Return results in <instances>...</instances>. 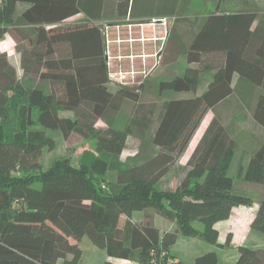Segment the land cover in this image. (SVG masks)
Here are the masks:
<instances>
[{
    "label": "trees",
    "instance_id": "trees-1",
    "mask_svg": "<svg viewBox=\"0 0 264 264\" xmlns=\"http://www.w3.org/2000/svg\"><path fill=\"white\" fill-rule=\"evenodd\" d=\"M75 12L76 0H0V40L9 34L20 58L18 71L0 50V264H80L83 237L108 258L138 264H183L171 252L178 233L220 247L215 224L233 207L254 201L227 174L235 143L224 126L228 115L215 112L233 104L237 73L259 89L251 117L257 133L264 131V33L253 26L257 13L216 9L199 26L175 19L194 32L188 45L164 44L159 63L183 54L187 66L157 85L160 93L192 96L161 100L139 86L111 87L104 32L95 25L63 32L58 26ZM207 70L214 72L211 81L197 95L198 76ZM127 102L125 123L113 126L110 117ZM209 110L214 116L180 164ZM98 120L104 129L95 126ZM46 130L93 139L95 150L78 165L59 157L43 169V151L56 145ZM130 135L140 145L121 159ZM243 180L264 185V145L250 157ZM147 208L174 221L175 230L131 219ZM251 228L264 239V197ZM236 251L232 264H264V247L239 245ZM192 264H218L216 249Z\"/></svg>",
    "mask_w": 264,
    "mask_h": 264
},
{
    "label": "crops",
    "instance_id": "crops-1",
    "mask_svg": "<svg viewBox=\"0 0 264 264\" xmlns=\"http://www.w3.org/2000/svg\"><path fill=\"white\" fill-rule=\"evenodd\" d=\"M186 2L189 3V6H185ZM234 3L230 9L227 8V0H102L101 5H99V0H76L75 14L59 22L58 26L63 32L76 25H95L104 32L107 66L113 87L121 84L139 86L143 88L144 94L149 92L154 96L158 95L161 100L177 99L192 96V93L176 92V96L162 97L155 82L163 70H168L166 76L174 74V63L165 64L166 67H162V64L159 63L164 44L173 39L182 46L188 45L194 32H191V29L183 24H176L175 19L181 17L180 19L195 20L199 26L202 20L216 9L218 12L253 11L258 15L253 26L258 24L264 33V0H245L242 3L234 0ZM161 4L165 5L166 11H158ZM162 17L168 19V29L166 28V30L158 22H151L153 18ZM1 42H3V46H0V50L6 52L10 62L20 71V58L15 49L14 39L9 34H5L0 40V44ZM213 73V71L207 70L199 74L197 95L205 91ZM149 74L150 76H148ZM250 83L251 81L242 79L237 73H234L231 81L232 86L236 88L231 98L233 104L229 107L220 106L215 112L219 118L228 115L224 126L235 143V150L227 167V174L232 177L231 168L234 164H238L239 166L235 168L234 172L238 175L242 169L240 177L242 181L250 157L264 145V131L260 129V133H257L258 125L251 117V110L259 89L251 86ZM213 116L214 111L209 110L191 139L180 164H186ZM230 122L235 124V128L240 131V136L244 137V147H241L237 142L236 135L231 133L232 130L227 129ZM236 188L240 192L251 195L254 198L253 204L252 206L233 207L227 219L215 224L218 231L219 222L230 220L233 216L234 221H243L249 229L257 211L259 199L264 197L263 184L244 181L242 188L238 186ZM252 230L260 239L261 245L258 246V249H262L264 247L262 234ZM220 236L219 231L218 240ZM206 246L204 249L207 248ZM210 246L207 250L216 249L214 246ZM245 246L253 248L250 245ZM104 256V259L117 264L130 262V260L108 258L105 253ZM234 257H237V253ZM175 260H178L176 256Z\"/></svg>",
    "mask_w": 264,
    "mask_h": 264
},
{
    "label": "rangeland",
    "instance_id": "rangeland-1",
    "mask_svg": "<svg viewBox=\"0 0 264 264\" xmlns=\"http://www.w3.org/2000/svg\"><path fill=\"white\" fill-rule=\"evenodd\" d=\"M241 3L245 0H237ZM234 0H227V8H230L234 5ZM185 6H189V3H185ZM158 11H166L165 5L161 4V8ZM172 21V20H170ZM168 29V27H167ZM0 46H3V42H1ZM107 57V56H106ZM107 60V58H106ZM174 74L170 76H166L168 70H163L162 74L155 79L156 87L158 89V83L160 81H164L169 79L171 76L175 75H182L184 69L187 66L185 57L183 54L178 56L177 60L174 62ZM169 64V63H168ZM162 67H166L162 64ZM158 71V70H157ZM177 73V74H175ZM150 76V74L148 75ZM111 87H113L111 85ZM114 90V88H111ZM159 91V89H158ZM175 91L172 90H163L161 93L162 97L167 96H176ZM129 102L125 103L124 106L120 111H118L115 115L111 116L110 119L113 123V126L121 128L123 123H125L127 119V114L129 112ZM95 126L104 129L106 127V123L103 120H98L95 123ZM227 129L231 131L232 134L236 135V140L240 144L241 147L245 145L244 137L240 136V131L235 128V124L230 122L227 125ZM46 134L55 138V148L53 150H44L40 159L41 168H46L52 160L59 157H67L69 160L72 161L73 164L78 165L82 159L86 156V152L93 153L95 150V140L93 139H85L83 136L73 133L67 138H63L60 136V132L57 130H46ZM140 145V138L135 135H130L127 138L125 147L123 149V153L121 155V159H124L127 156L133 155L138 150ZM239 165L234 164L231 168L232 178L234 179L235 186L242 188V181L241 172L238 175L234 172L235 168ZM112 178V177H111ZM253 203L250 205L252 206ZM244 205V206H250ZM126 217L120 216L119 223L123 224L125 222ZM131 219L133 221H140L149 223L157 227L160 231H173L175 230V222L168 220L161 216L158 212L151 208L144 209L142 211L133 212L131 215ZM234 216L230 220L219 222L218 229L220 231V237L218 243L221 244L220 247H216V253L218 256V264H228L230 262L232 264L235 261V255L237 253L236 247L239 245H250L253 248L258 249V246L261 245L260 239L252 230V228L248 229L243 221H234ZM225 220V219H224ZM193 226L196 228L201 229V225L198 222H194ZM231 235L230 244L225 245V240L227 235ZM207 245V246H206ZM80 246L82 248V257L80 260V264H101L102 259L105 258L104 252L100 249L93 246L86 237H83L80 241ZM207 247L204 249V247ZM211 247L207 243H205L199 237H184L178 233V240L176 242L175 247L171 250V252L180 260L183 264H192L193 258L197 255L204 253V250H207ZM194 256V257H193ZM120 264H138L135 261L130 262H120Z\"/></svg>",
    "mask_w": 264,
    "mask_h": 264
},
{
    "label": "built area",
    "instance_id": "built-area-1",
    "mask_svg": "<svg viewBox=\"0 0 264 264\" xmlns=\"http://www.w3.org/2000/svg\"><path fill=\"white\" fill-rule=\"evenodd\" d=\"M151 22L152 23L158 22L159 24L163 25V27H164L165 30H166V28L168 26V19H167V17H162V18H158V19L157 18H153ZM165 33H166V31H165ZM121 85H123V84H121Z\"/></svg>",
    "mask_w": 264,
    "mask_h": 264
}]
</instances>
